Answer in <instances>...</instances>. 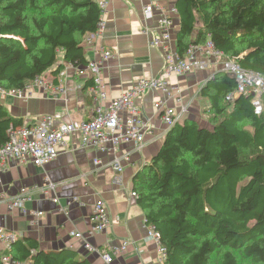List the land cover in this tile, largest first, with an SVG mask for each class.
<instances>
[{"label":"trees","instance_id":"obj_1","mask_svg":"<svg viewBox=\"0 0 264 264\" xmlns=\"http://www.w3.org/2000/svg\"><path fill=\"white\" fill-rule=\"evenodd\" d=\"M175 8L179 55L209 36L224 55L264 75V0H175ZM102 13L96 0H0V88L24 89L54 65L56 75L60 54L72 66L87 64L83 43ZM234 90V79L217 72L200 90L209 127L176 122L137 175V203L160 233L165 264H239L237 255L264 264V109L254 114L252 95L226 100ZM21 124L0 104V144ZM251 148L255 154H244ZM11 255L31 264H91L31 237L16 238Z\"/></svg>","mask_w":264,"mask_h":264},{"label":"crops","instance_id":"obj_2","mask_svg":"<svg viewBox=\"0 0 264 264\" xmlns=\"http://www.w3.org/2000/svg\"><path fill=\"white\" fill-rule=\"evenodd\" d=\"M106 1L101 15L102 31L94 43H83V51L87 60L96 61L101 58L94 49L96 43H102L112 51V57L102 62V77L108 97L113 98L140 78L160 74L163 52L159 47L149 46V34L144 32L145 28L156 25L157 12L146 20L140 0ZM175 22L171 47L177 52L178 13ZM57 62L63 66L56 75H50L55 65L42 75L51 85H62L64 94L54 97L38 86L24 90L21 95L6 91L0 95V104L11 116L27 124L47 114L54 116L56 123L79 121L90 116L93 104L88 90L89 79L76 75L62 54ZM216 67L217 64L205 63L189 73L165 76L169 87L180 90V101L167 98L158 90L148 91L136 100L153 126V133L145 136L140 148L124 143L115 154L93 147L82 148L79 135L74 133L69 136L70 148L61 151L46 165L9 163L0 179V225L14 233L16 238L31 237L46 250H72L76 259L86 258L91 264H106L101 254L125 241L128 243L126 249L112 254V264H160L156 243L146 238L144 212L137 203V196L131 195L142 179L137 176L139 171L158 152L169 129L160 120L154 104L161 100L176 111L185 105L186 112L179 122L192 119L200 123L206 118L209 107L208 97L201 95L200 90ZM115 156L128 157V160L121 158V184L114 183L116 173L111 163ZM96 160L99 163H95ZM46 181L53 183L55 190L34 192L32 199L25 204V211L9 207L10 200L21 187L44 185ZM71 197L79 198L83 205L69 203ZM99 199L105 203L109 224L104 231L88 235L89 215ZM37 211L43 214L36 216ZM70 231L82 232L84 239L72 237ZM86 242L93 250L85 248ZM0 252H4L2 242Z\"/></svg>","mask_w":264,"mask_h":264},{"label":"built area","instance_id":"obj_3","mask_svg":"<svg viewBox=\"0 0 264 264\" xmlns=\"http://www.w3.org/2000/svg\"><path fill=\"white\" fill-rule=\"evenodd\" d=\"M102 10L106 6V0H96ZM143 3L142 13L147 20L155 12L158 13L156 25L144 32L149 34V46L159 47L163 52V66L160 74L150 78H140L120 95L110 98L107 95L103 84L102 62L112 57V51L102 43H96L94 49L100 55V60H88L82 66H73L75 74L87 77L91 84L88 85L89 96L93 108L87 119L79 121H68L56 123L52 115H43L38 121L27 124L22 123L19 127H10L8 137L0 144V179L1 173L11 162L31 163L35 166H43L52 161L57 155L70 148L69 136L76 133L79 135V146L82 148L93 147L102 152L116 153L121 144L132 143L136 148L142 147L147 134L153 133V126L149 117L136 104L139 99L148 91L158 90L167 96L180 101V90L177 87H169L165 76L182 75L189 73L196 68L208 64H217L209 79H213L217 72H223L235 81V90L226 96V100L232 101L238 95H252L251 104L254 114L259 116L264 109V75L246 70L238 63L236 57L230 58L217 50L209 36L201 44H190L183 56L179 55L171 47L173 32L175 30V17L177 9L174 0H140ZM103 28L100 22L97 29L86 35L84 43H94ZM38 86L44 92L57 97L64 94L62 85H51L43 75H37L33 81L21 90H3L0 88V95L4 92L21 95L25 90ZM154 107L159 113L160 120L169 128L181 120L186 112V106L182 105L179 111L168 106L164 101H157ZM122 114H125L122 115ZM128 160V157H121ZM121 158L115 156L111 165L115 171L114 183L122 182ZM95 163H99L98 160ZM56 186L46 181L44 185H33L21 187L16 195L10 200L9 207L25 211V204L32 199L34 192L47 193L55 190ZM132 196H137L131 192ZM57 199L55 198L54 201ZM76 202L83 205L77 197H71L69 203ZM36 216L43 213L37 211ZM90 227L88 235L104 231L109 224L105 203L99 199L91 209L89 215ZM70 235L77 239H84V234L79 231H70ZM146 238L157 245L158 262L165 264L166 248L160 242V233L153 224L146 225ZM16 236L11 231L0 225V242L4 245V252H0V264H31L19 262L11 255L12 242ZM85 248L93 250V247L86 242ZM128 243L125 241L119 247L101 254L106 264H112L113 253H119L126 249Z\"/></svg>","mask_w":264,"mask_h":264},{"label":"rangeland","instance_id":"obj_4","mask_svg":"<svg viewBox=\"0 0 264 264\" xmlns=\"http://www.w3.org/2000/svg\"><path fill=\"white\" fill-rule=\"evenodd\" d=\"M205 115H206V118H203L204 120L200 121V123H198V124L199 125L204 124V126H209L210 125V124H208V122H209V119H208L209 118V112L206 113ZM242 127H245L247 129L251 128L250 124H243ZM256 151L257 150L255 148H251V149L245 150L244 154L251 156V155L255 154ZM245 180H246L245 178H242L240 184H242ZM237 256H238L239 264H255V263L251 262L250 260H247V259H245L243 257H240V255H237ZM214 264H219V263L216 262Z\"/></svg>","mask_w":264,"mask_h":264},{"label":"water","instance_id":"obj_5","mask_svg":"<svg viewBox=\"0 0 264 264\" xmlns=\"http://www.w3.org/2000/svg\"><path fill=\"white\" fill-rule=\"evenodd\" d=\"M170 128V127H169Z\"/></svg>","mask_w":264,"mask_h":264}]
</instances>
